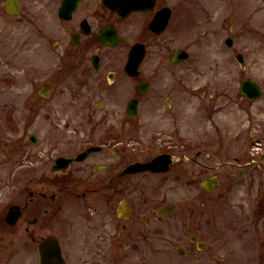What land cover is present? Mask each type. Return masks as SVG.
<instances>
[{
  "label": "rangeland",
  "instance_id": "rangeland-1",
  "mask_svg": "<svg viewBox=\"0 0 264 264\" xmlns=\"http://www.w3.org/2000/svg\"><path fill=\"white\" fill-rule=\"evenodd\" d=\"M5 1L0 0V214L20 195L24 200L42 185V126L47 114L42 112L39 89L59 66L54 44L42 41V28L46 30L42 9L54 4L21 0L20 13L12 15L5 10ZM174 2L171 29L142 65L143 77L154 84L144 100L139 128L132 129L134 137L128 132L127 140L136 148L132 160L142 161L157 155L166 142L187 143L185 167L194 170L198 180L183 181L177 169L166 176L142 178L146 184L142 194L155 192L157 197L152 209L177 205L172 213L152 216L157 237L143 240V255L116 248L109 256L107 237L78 231L62 237L67 264H264V223L245 235L237 233L236 225L264 200V0ZM229 36L234 38L233 47L225 42ZM180 49L189 58L173 63L170 56ZM238 53L244 55L245 69L236 59ZM248 79L262 90L256 101L240 94ZM132 87L129 81L124 85L126 97ZM64 97L56 93L57 99ZM57 99L45 107L52 114L57 112ZM81 115L79 111V120ZM82 130L78 128L80 136ZM31 134L39 143L29 141ZM199 149L203 155L195 162ZM250 162L249 167L262 172L252 174L254 180L238 181L239 169ZM213 174L221 184L206 192L200 181ZM141 191L135 195L137 201L144 197L139 196ZM193 200L199 203L191 206ZM196 223L200 241L208 244L205 249L199 250L188 236ZM26 226L19 223L14 229L11 264H40L42 214L40 222L30 226L34 240L24 233Z\"/></svg>",
  "mask_w": 264,
  "mask_h": 264
},
{
  "label": "flooded vegetation",
  "instance_id": "flooded-vegetation-1",
  "mask_svg": "<svg viewBox=\"0 0 264 264\" xmlns=\"http://www.w3.org/2000/svg\"><path fill=\"white\" fill-rule=\"evenodd\" d=\"M45 1L54 6L46 5L42 9V21L46 22V30L42 28V41L54 44L53 54L58 58L59 66L39 89L40 94L42 91V112L47 114L42 126V185L38 192L29 191L24 200L20 199L23 194L20 195L18 202H12L0 214V264L13 261L15 227L27 223L24 233L34 240L35 233L30 226L40 222L41 214L42 238L38 245L41 240L44 243L48 238H54L63 250V235L70 237L78 231H87L107 237L109 256L116 248L127 250L129 255L137 251L143 255L140 246L146 243L143 240L157 237L152 216L172 213L177 205L172 203L157 211L152 209L157 197L155 192L142 194V188L146 189L142 178L166 176L177 169L176 174L183 181L198 180L195 171L185 167V158L190 153L187 143L166 142L157 155L142 161L132 160L136 148L129 147L127 140L130 133L135 136L132 129L139 128L144 100L149 99L154 84L143 77L142 65L151 48L159 45L171 29L175 0H138V10L125 16L111 8L107 0H78L73 9L68 6L70 0ZM161 13L167 17L166 27L158 32L151 26ZM136 44L144 45L146 55L138 74L129 75L125 68ZM127 81L133 83L128 97L124 93ZM57 92L65 97L57 99ZM55 99L57 112L52 114L45 107ZM131 100L136 102L134 117L128 114ZM167 104H171L170 99ZM78 110L83 119H78ZM59 127L66 132L61 133ZM81 127L83 136L78 131ZM31 136L36 137L33 144L39 143L34 134L29 135L31 143ZM88 150H91L89 154L79 160ZM196 154L195 162L202 157L203 151L199 149ZM159 157L169 159L167 170L134 169L136 164H149ZM251 164L239 169L238 181L254 180L252 174L261 171L249 167ZM165 166L162 161L159 163V168ZM214 177L219 181L218 188L221 179L217 174L201 180V188L208 192L203 184ZM138 191H141L139 196H144L140 201L135 196ZM196 203L199 201H191V206ZM14 206L20 207L21 215L15 224H11L8 215ZM256 206L245 221H237V233L245 235L264 223V200ZM168 207L171 211L160 215V211ZM97 223H102L103 227ZM98 229L102 232H95ZM188 233L183 232L184 235ZM188 236L199 250L200 243L207 248L208 244L200 241L199 223Z\"/></svg>",
  "mask_w": 264,
  "mask_h": 264
},
{
  "label": "water",
  "instance_id": "water-1",
  "mask_svg": "<svg viewBox=\"0 0 264 264\" xmlns=\"http://www.w3.org/2000/svg\"><path fill=\"white\" fill-rule=\"evenodd\" d=\"M108 4L111 8L117 10L122 15L130 14L131 12H134L138 10V0H107ZM67 2V1H66ZM69 1L67 2V4ZM78 3V0H70V8H75L76 4ZM66 4V6H67ZM5 8L6 10L11 14H17L19 12V0H8L5 2ZM167 18V17H166ZM166 18H164L163 13L159 14L157 18L154 20L151 28L158 30V32H161L166 27ZM226 43L229 47H232L233 45V39L231 37L227 38ZM145 47L142 44H136L130 53L129 61L126 65V73L129 75H137L140 65L145 57ZM189 57L188 52L184 50H180L177 54L173 55L171 57V60L177 64L187 60ZM237 61L241 64L242 69L245 68V61L242 54H238L236 56ZM142 91L145 92L146 88H144V85H142ZM42 92V91H41ZM240 93L247 97L249 102L258 100L261 95V89L259 85L254 82L252 79L246 80L240 87ZM131 105L134 106V109L131 108ZM136 102L134 100H131L129 103L128 108V114L130 116H135L137 109H135ZM32 143L35 142L36 137L31 136ZM91 150H88L86 153H84L82 156H80L79 160H83L90 152ZM163 162L166 164L163 169L159 168V163ZM169 159L159 157L155 159L154 161L150 162L149 164H136L134 166L135 170H146L150 169L152 171H165L168 169ZM219 184V181L216 177L207 180L203 186L208 190L212 191L214 188ZM171 211V207H168L162 211H160V215L167 213ZM21 215L20 207L15 206L11 209L9 215H8V222L11 224H15L19 217ZM200 248H205V244H199ZM180 253L182 254V250L179 249ZM39 253H40V264H66V261L63 256L62 247L60 243L55 240L54 238H48L44 243L40 242L39 244Z\"/></svg>",
  "mask_w": 264,
  "mask_h": 264
}]
</instances>
